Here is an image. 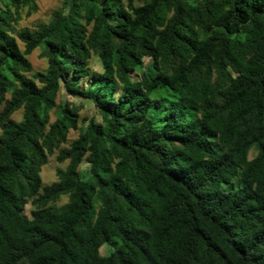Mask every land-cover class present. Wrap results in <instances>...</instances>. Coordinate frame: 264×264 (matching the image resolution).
<instances>
[{"label": "trees", "instance_id": "obj_1", "mask_svg": "<svg viewBox=\"0 0 264 264\" xmlns=\"http://www.w3.org/2000/svg\"><path fill=\"white\" fill-rule=\"evenodd\" d=\"M23 9L0 0V264H264V0Z\"/></svg>", "mask_w": 264, "mask_h": 264}, {"label": "rangeland", "instance_id": "obj_2", "mask_svg": "<svg viewBox=\"0 0 264 264\" xmlns=\"http://www.w3.org/2000/svg\"><path fill=\"white\" fill-rule=\"evenodd\" d=\"M125 1V0H123ZM63 4V0H37V5L39 11L37 13H33L31 15L28 14L27 9H23L19 12V14H14V16L20 17L19 23L17 25L18 30H34L39 24L48 23L53 14L57 12ZM21 47H23L21 45ZM29 60L31 61L34 71H44L47 68V60L41 57V50H36L30 57ZM148 62V61H147ZM94 68L96 71H101V65L97 59L94 60ZM60 101L65 102L69 101L73 103L77 107H81L80 111V122L84 120H91L95 119L96 121L100 120L99 114L97 109L90 101L78 99V98H70L65 96L63 93L60 96ZM1 110V109H0ZM22 118V112H18L15 114L13 119L15 121H20ZM56 119V116L52 115V121ZM79 136L78 131H72L69 135V143L74 141ZM257 152L252 150L250 153V159H253L256 156ZM68 166V162L59 163L56 159V155L50 156L48 164L43 168L42 171V179L45 186L51 185L56 182L57 179V170L59 169H66ZM88 164L84 161L80 165V172L84 174L87 170ZM68 201V197H63L61 204H64ZM26 215L29 218H32V209L30 206L26 208ZM111 252V248L109 245L105 244L100 249L101 256H107Z\"/></svg>", "mask_w": 264, "mask_h": 264}]
</instances>
